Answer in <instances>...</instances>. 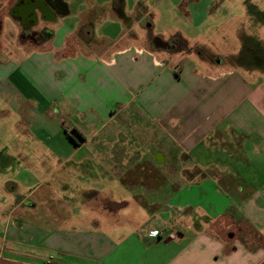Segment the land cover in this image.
<instances>
[{
	"label": "crops",
	"instance_id": "1",
	"mask_svg": "<svg viewBox=\"0 0 264 264\" xmlns=\"http://www.w3.org/2000/svg\"><path fill=\"white\" fill-rule=\"evenodd\" d=\"M183 1L168 3L179 7ZM187 1L191 21L205 22L203 3L214 0ZM154 6L149 0H0V94L15 111L27 107L24 128L31 137L59 139L57 157L74 155L73 136L62 126L72 127L81 147L119 118L150 121L184 154L203 146L199 160L207 155L204 171L179 172L168 187L172 200L184 203L161 199L153 205L170 220L178 216L159 236L138 233L143 222L116 240L90 227L94 216L68 217L62 211L68 200L89 210L103 201L99 210H111L112 199L90 186L73 187L65 177L39 197L37 187L19 194L6 216L0 264H39L51 256L57 264H264V76H247L242 68L249 67L239 64L202 71L192 62L181 65L188 56L170 60L159 51L176 49L155 46L153 38L166 43L179 34L190 41L180 31L169 39L154 35ZM106 17L121 25V33L93 42L89 27ZM247 19L257 26L255 16L247 13ZM216 144L224 153L220 164L208 154ZM152 155L141 153L134 170L144 173ZM166 155L156 153L159 164ZM47 203L53 207L38 221L39 206ZM96 219L111 218L101 211Z\"/></svg>",
	"mask_w": 264,
	"mask_h": 264
},
{
	"label": "rangeland",
	"instance_id": "2",
	"mask_svg": "<svg viewBox=\"0 0 264 264\" xmlns=\"http://www.w3.org/2000/svg\"><path fill=\"white\" fill-rule=\"evenodd\" d=\"M209 3V5L203 3L209 11L205 22L194 24L188 14L187 0H184L179 7L170 5L168 0H149L151 7L155 5L156 9L153 15L154 35L169 39L180 31L190 41L189 48L195 51L184 54L182 43L175 39L177 46L174 52L169 53L164 50L159 52L175 61L183 60L185 56H188L189 58L184 59L181 65L192 62L202 71L203 67L213 70L236 66L235 64H239L240 67V59H238L240 56L238 55L241 54V50L247 57L253 51L250 48L254 46L252 43H242L240 32L246 31V34L256 36L264 46V0H214ZM247 13L255 16L254 21L257 20V26L247 21ZM114 22L108 17L98 23L95 20L94 25L89 27L88 38H91L93 42H102L106 35L109 38L118 37L122 28L118 22ZM196 43H201L204 48ZM198 52L201 54L198 55L200 58L197 56L199 59L194 55ZM3 57V54H0V60ZM202 58L207 60L203 61ZM244 70L243 67L242 71L247 76H251V73L258 78L264 76L254 66L249 67V72ZM6 102V98L0 94V248L4 243L6 216L18 195H29L37 187L39 190L35 197H39L47 193L48 187L57 186L59 180L61 183L64 177V182L73 181V187L76 185L86 186V188L90 186L97 191H103L102 198L111 197L112 199L111 210L109 205L106 206V210H99L105 204L103 201L94 202V209L89 210L82 208L80 201L76 204L75 201L68 200V203L62 206V211L68 217L94 216L91 218L93 221L88 223L90 227L102 229L114 236L116 240L130 234L134 227L143 222V227L137 231L138 233L149 231L152 235V231L164 233L168 227L167 221L177 222L178 216L175 214L170 220L163 214L165 210L155 211L156 207L153 205L161 199L170 200L173 204L184 203L186 198L172 200L173 196L167 193L168 187L181 178L178 175L179 172L182 173L189 169L204 171L207 165L206 160L203 161L207 155H203V159L199 160L201 151L205 153L203 146L195 152L188 153L191 155L189 157L187 152L184 154L176 141L167 136L164 137L160 130L152 128L150 121L147 122L141 118L134 119L131 123L124 122L123 118L116 119L115 122L111 121L110 124L107 122L99 138L81 147L79 143L82 140L74 134L72 127L69 125L67 128L61 125L64 133L73 136V138L69 137L74 144L71 146L74 155L66 161L65 156L57 157L58 155L54 154V146L61 147L56 141L59 139L48 142V139H37L29 135V129L24 128V120H27V107H23L21 113L20 109L15 111ZM5 108L10 111L5 112ZM80 120L83 124L87 123L81 115ZM216 145L217 148L214 145L211 146L208 154L215 163L220 164L224 153L220 145ZM148 151L153 155L147 158L143 156V159H151L145 164V171L142 175L140 169L134 170V165L138 163L136 159L141 153ZM158 152L167 154V161L164 164H159L156 159ZM202 175L206 176V173L202 172ZM139 199H144V202H139ZM195 206L197 207L196 212H200V204ZM52 207L48 203L46 206L40 205L41 213L37 216V220L41 221V217L46 215L47 210L50 211ZM192 208L193 206L189 207V209ZM101 211H105L108 218H111L107 219L106 223H103L105 220L99 222V219H96Z\"/></svg>",
	"mask_w": 264,
	"mask_h": 264
},
{
	"label": "flooded vegetation",
	"instance_id": "3",
	"mask_svg": "<svg viewBox=\"0 0 264 264\" xmlns=\"http://www.w3.org/2000/svg\"><path fill=\"white\" fill-rule=\"evenodd\" d=\"M241 38L243 39L242 43H248L254 45L252 46V48H250V50L252 49L253 51H251L250 55H247V57L244 55V51L242 52L241 50V54H239L238 56H240L238 59H240L239 63L240 65H244L246 67H252L254 66V68L259 69L260 71H262L264 73V46L262 45V42L256 37V36H251L249 34H242L241 33ZM158 39L157 38H153L152 39V43L156 46H160V47H165L168 49H176V44H175V40L173 41H168L164 44H159L158 43ZM162 45V46H161ZM244 56V57H243ZM251 56V57H250ZM247 59L246 61L243 58Z\"/></svg>",
	"mask_w": 264,
	"mask_h": 264
},
{
	"label": "built area",
	"instance_id": "4",
	"mask_svg": "<svg viewBox=\"0 0 264 264\" xmlns=\"http://www.w3.org/2000/svg\"><path fill=\"white\" fill-rule=\"evenodd\" d=\"M153 235H162L163 232H158V231H152ZM39 264H57V261L55 260V258L53 256L49 257L48 259H46L45 261H43L42 263Z\"/></svg>",
	"mask_w": 264,
	"mask_h": 264
},
{
	"label": "trees",
	"instance_id": "5",
	"mask_svg": "<svg viewBox=\"0 0 264 264\" xmlns=\"http://www.w3.org/2000/svg\"><path fill=\"white\" fill-rule=\"evenodd\" d=\"M177 40H179L182 43V47H183L182 50H188L189 49L187 40L182 38L179 34H178V39Z\"/></svg>",
	"mask_w": 264,
	"mask_h": 264
},
{
	"label": "water",
	"instance_id": "6",
	"mask_svg": "<svg viewBox=\"0 0 264 264\" xmlns=\"http://www.w3.org/2000/svg\"><path fill=\"white\" fill-rule=\"evenodd\" d=\"M165 42H163V43H159V44H164Z\"/></svg>",
	"mask_w": 264,
	"mask_h": 264
}]
</instances>
